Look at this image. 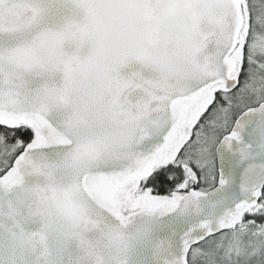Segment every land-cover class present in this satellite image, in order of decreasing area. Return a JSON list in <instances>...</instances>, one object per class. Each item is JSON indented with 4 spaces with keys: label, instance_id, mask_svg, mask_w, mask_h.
I'll return each mask as SVG.
<instances>
[{
    "label": "snow or ice",
    "instance_id": "obj_1",
    "mask_svg": "<svg viewBox=\"0 0 264 264\" xmlns=\"http://www.w3.org/2000/svg\"><path fill=\"white\" fill-rule=\"evenodd\" d=\"M0 264H264V0H0Z\"/></svg>",
    "mask_w": 264,
    "mask_h": 264
}]
</instances>
